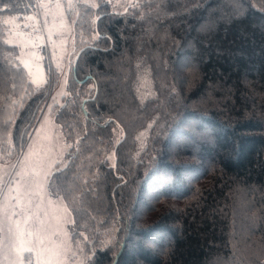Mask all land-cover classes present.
<instances>
[{"label": "trees", "instance_id": "1", "mask_svg": "<svg viewBox=\"0 0 264 264\" xmlns=\"http://www.w3.org/2000/svg\"><path fill=\"white\" fill-rule=\"evenodd\" d=\"M30 1L0 0V141L14 145L47 86L3 35ZM70 11L81 51L53 109L68 148L49 193L82 264H264V0Z\"/></svg>", "mask_w": 264, "mask_h": 264}, {"label": "rangeland", "instance_id": "2", "mask_svg": "<svg viewBox=\"0 0 264 264\" xmlns=\"http://www.w3.org/2000/svg\"><path fill=\"white\" fill-rule=\"evenodd\" d=\"M130 1L114 0V8ZM72 4L31 0L26 11L2 15L4 38L15 45L27 80L34 88L47 86L22 143L14 145L10 134L0 141V264H82L84 257L81 240L69 233L67 209L49 193L51 174L65 164L68 148L53 109L62 102L76 51ZM140 84L145 88L144 81ZM167 149L175 152L171 145Z\"/></svg>", "mask_w": 264, "mask_h": 264}, {"label": "water", "instance_id": "3", "mask_svg": "<svg viewBox=\"0 0 264 264\" xmlns=\"http://www.w3.org/2000/svg\"><path fill=\"white\" fill-rule=\"evenodd\" d=\"M98 17H99V16H98ZM96 20H97V18H95V20H94V24L96 23ZM80 51H81V49H78L77 52L75 53L74 57H73V60H72V68H73V69H74V66H75V63H76V60H77V58H78V55H79ZM68 70H69V69H68ZM85 100H86V99H85ZM85 100H84V101H85ZM82 105H83V104H82ZM107 122H108V121H107ZM107 122H105L104 125H106ZM123 135H124V133L122 134V138H121L119 141H121V140L124 138ZM117 255H118V254H116V256L114 257V260H113L112 264L115 262Z\"/></svg>", "mask_w": 264, "mask_h": 264}, {"label": "snow or ice", "instance_id": "4", "mask_svg": "<svg viewBox=\"0 0 264 264\" xmlns=\"http://www.w3.org/2000/svg\"><path fill=\"white\" fill-rule=\"evenodd\" d=\"M58 171H59V169H58ZM11 218L9 217V220H10ZM9 231H11V229H9Z\"/></svg>", "mask_w": 264, "mask_h": 264}]
</instances>
